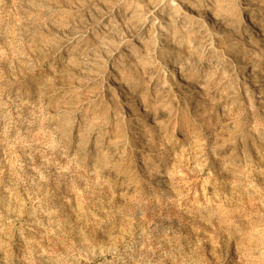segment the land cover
I'll use <instances>...</instances> for the list:
<instances>
[{
    "label": "rangeland",
    "instance_id": "rangeland-1",
    "mask_svg": "<svg viewBox=\"0 0 264 264\" xmlns=\"http://www.w3.org/2000/svg\"><path fill=\"white\" fill-rule=\"evenodd\" d=\"M0 264H264V0H0Z\"/></svg>",
    "mask_w": 264,
    "mask_h": 264
},
{
    "label": "bare ground",
    "instance_id": "bare-ground-1",
    "mask_svg": "<svg viewBox=\"0 0 264 264\" xmlns=\"http://www.w3.org/2000/svg\"><path fill=\"white\" fill-rule=\"evenodd\" d=\"M253 72H255V71H253Z\"/></svg>",
    "mask_w": 264,
    "mask_h": 264
}]
</instances>
